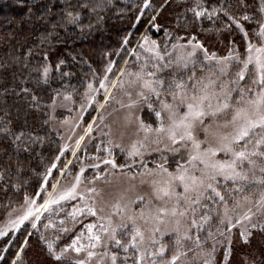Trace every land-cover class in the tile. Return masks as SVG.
<instances>
[{
	"label": "snow or ice",
	"instance_id": "obj_1",
	"mask_svg": "<svg viewBox=\"0 0 264 264\" xmlns=\"http://www.w3.org/2000/svg\"><path fill=\"white\" fill-rule=\"evenodd\" d=\"M237 3L239 11L231 0H223L211 11L200 3L191 9L195 17L206 16L213 23L224 17L223 30L237 33L238 39L231 37L227 55L210 52L196 35L186 44H173L171 51L167 46L161 50L144 35L139 47L151 56L135 72L121 70L120 77H129L126 86L119 77L111 84L112 88L119 84L126 97L119 101L125 112L118 134L121 141L129 138L128 147L115 143L112 129L105 125L109 130L102 135L109 137L107 146H96L98 155L91 164L104 172L103 177L95 175L89 180L81 166L74 182L60 191L59 180L49 183L57 167L53 163L40 192L34 193L39 197L51 187L44 202L37 206L36 199L25 196L28 210L13 221L17 227L30 217L39 221L44 212L57 217H49L43 225L51 230V239L44 234L39 237L49 264H193L196 256L202 264H232L237 237L241 246H250L255 233L264 234V191L258 199L245 195L254 187L264 189V0ZM152 6V0H143L142 9ZM67 16L69 22L79 18L71 12ZM149 23L155 24L156 16ZM129 43L125 37L123 44ZM178 48L184 52L179 57L175 55ZM132 54L140 59L135 50ZM112 70L110 61L100 80L105 103L112 99L106 75ZM48 73L45 65V81ZM88 89L98 91L91 83ZM94 124L76 141L77 150L94 131ZM113 148L127 152L132 163L117 164ZM153 152L159 162L148 167L144 158ZM63 155L64 149L60 151ZM137 158L142 171L127 177L126 185L115 193L98 187L101 179L110 184L107 178L117 169L126 176L124 169L131 170ZM95 161H102L109 171ZM70 200L79 203L66 211L62 202ZM53 206H59V211ZM32 228L38 230L37 223ZM7 235L0 231V237ZM16 247L11 257L9 247L0 249L4 253L0 264H25L29 239ZM218 249L223 250L219 260ZM241 259L247 264V255Z\"/></svg>",
	"mask_w": 264,
	"mask_h": 264
},
{
	"label": "trees",
	"instance_id": "obj_2",
	"mask_svg": "<svg viewBox=\"0 0 264 264\" xmlns=\"http://www.w3.org/2000/svg\"><path fill=\"white\" fill-rule=\"evenodd\" d=\"M220 2L152 0V7L142 9L143 0H0V217L21 206L25 196H35L47 169L60 157V138L51 122L53 101L64 96L79 100L101 74L108 55L115 58L121 51L116 64L122 66L152 16L159 30L149 27L147 33L159 42L196 35L209 51H227L237 33L223 30L225 18L213 23L191 11L197 3L211 11ZM231 3L239 11L237 0ZM67 12L78 20L69 22ZM125 37L130 43L123 46ZM60 165L52 169L49 183L57 179ZM25 236L13 241L8 256L18 251L16 245ZM5 240L0 249L9 245ZM222 251H217L218 260ZM233 253L232 264H245L242 255L248 256L247 264H259L264 234L255 233L250 246L235 243ZM23 259L26 264H49L34 234Z\"/></svg>",
	"mask_w": 264,
	"mask_h": 264
},
{
	"label": "rangeland",
	"instance_id": "obj_3",
	"mask_svg": "<svg viewBox=\"0 0 264 264\" xmlns=\"http://www.w3.org/2000/svg\"><path fill=\"white\" fill-rule=\"evenodd\" d=\"M149 27H153L154 30L157 31V27L155 24L148 23L146 28L139 34L136 44L130 49V53L127 61V65L124 64L119 66L116 64V57L119 55L116 54L115 58L108 55L106 57L105 66L101 72V74L91 82L93 88L98 89L97 92H89L88 86L84 94L81 96L79 100H76L72 96H64L62 98H58L55 100V103L52 105L51 109V122L53 131L59 135L60 138V146L61 150L64 149V155L60 156V159L57 161L60 165V170L58 175L52 183H56L59 180V189L63 191L68 188L71 183L74 182V176L79 174L81 166L85 168L84 176L87 179H92L95 175L104 176V172H100L98 169L92 168L91 164L93 163L92 157L98 155L96 152V146H100L104 148L107 146V140L109 137H105L102 135L103 132H107L109 127L112 129L113 135L111 139L114 140L115 143H121L123 147L127 148L130 141L126 136L123 141H121L118 128L120 121L124 115L125 109L121 108L119 101L125 100L123 91L120 89L119 84H117L116 88H112L111 84L117 82V78L119 77L122 81L126 82L129 79L128 76L120 77V72L122 69H127L128 72H135L138 70V65L141 64L145 58L151 56V53L146 51L145 49L139 47L140 43H143L142 37L147 35L151 40H155L157 44L160 45L161 50L167 46L168 50H172L173 44H186L187 41L177 40L175 42H170L167 38L165 42H159L156 39H153L152 35L147 33ZM130 36V35H128ZM124 46V44H123ZM135 50V53L139 55L140 59L137 60L136 56L132 54V51ZM219 50H212L210 52H216L218 56L227 55V51L218 52ZM121 52V51H120ZM119 52V53H120ZM184 52L181 49H177L175 55L177 57L183 55ZM113 62V70L110 73H106L108 76V91L112 94V99L108 100L105 103V91L100 88V80L103 79L105 75L104 69L108 66L109 62ZM120 61V58H119ZM118 61V62H119ZM90 84V83H89ZM65 97H70L69 99H65ZM100 105H104L103 108ZM147 115V114H144ZM103 117V120L100 118ZM93 125L94 131L90 136H86L84 141L81 143V148L79 150L76 149V141L80 138L81 135L84 134L85 129L89 124ZM108 125L109 127H105ZM104 141V144H101V141ZM73 151H76V155H73ZM99 155L107 156L106 152H101ZM113 155L116 158L117 164H126L132 163L129 159L127 152L120 151L119 148H113ZM68 161L72 163L70 165L67 164ZM56 162V165L58 163ZM96 163H100V167L105 169V172L109 171L106 168L102 161H95ZM159 162V155L157 153H152L151 155H147L144 158V163L148 167H153L155 163ZM56 169V168H54ZM61 171L64 172V175L61 176ZM142 171L140 168L139 158L136 159L134 166L129 170L128 168L124 169L126 176L122 175L120 171L115 170L114 174L108 176V180L111 181L110 184H106L103 179L97 181V185L100 188H104L107 191L115 193L120 185H126L127 177L137 174ZM51 184V183H50ZM51 187H48L45 192L41 193L39 197L33 196L31 198L36 199L37 206L44 202V196L47 195L48 192H51ZM264 191V189H260L259 187H254L250 189L245 195H249L253 199H258L260 192ZM40 192V191H39ZM79 201H66L62 202L63 209L66 211H71L72 206L78 204ZM54 209L59 211V206H53ZM28 210V205L25 202L10 211H8L3 217H0V231L8 233L7 236L0 237V241L8 238V241L11 243L7 247H11L13 241L20 237L22 233L26 236L24 239H30L28 237V233L34 234L37 237V244L43 248V241L39 239L41 234L48 236L51 239V230H45L43 225L47 224L49 221V217L53 220L57 219L56 215L53 213L44 212L39 221H34L32 217L28 220L24 221L23 224H20L18 227L13 224V221H18L19 218L26 213ZM60 218H63L62 214ZM37 223L38 230L32 228L33 223ZM239 242V238H236V242ZM4 254V253H2ZM25 262V261H24ZM26 264V263H25ZM193 264H202L201 257H193Z\"/></svg>",
	"mask_w": 264,
	"mask_h": 264
}]
</instances>
